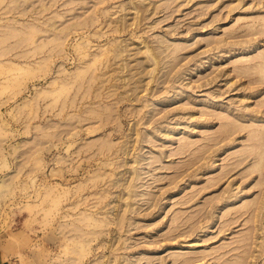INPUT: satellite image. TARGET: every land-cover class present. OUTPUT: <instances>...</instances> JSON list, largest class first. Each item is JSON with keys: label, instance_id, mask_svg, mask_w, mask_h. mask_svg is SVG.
<instances>
[{"label": "rangeland", "instance_id": "rangeland-1", "mask_svg": "<svg viewBox=\"0 0 264 264\" xmlns=\"http://www.w3.org/2000/svg\"><path fill=\"white\" fill-rule=\"evenodd\" d=\"M0 261L264 264V0H0Z\"/></svg>", "mask_w": 264, "mask_h": 264}, {"label": "crops", "instance_id": "crops-1", "mask_svg": "<svg viewBox=\"0 0 264 264\" xmlns=\"http://www.w3.org/2000/svg\"><path fill=\"white\" fill-rule=\"evenodd\" d=\"M0 264H4V262L3 261H0Z\"/></svg>", "mask_w": 264, "mask_h": 264}]
</instances>
